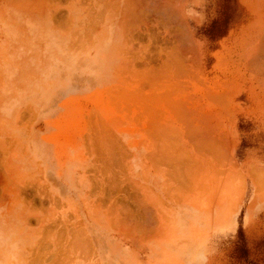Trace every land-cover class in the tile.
Masks as SVG:
<instances>
[{"label": "crops", "instance_id": "1", "mask_svg": "<svg viewBox=\"0 0 264 264\" xmlns=\"http://www.w3.org/2000/svg\"><path fill=\"white\" fill-rule=\"evenodd\" d=\"M49 1L40 0L41 6H38L42 12L40 16H36V21L37 25L41 28V34L38 33L31 38L24 33L23 29L21 30L19 28L20 25L18 23L17 32H14V21L0 23V26H2L0 27V83H5L8 87L7 89L16 90L17 102L21 101L26 104L24 102L26 99L25 92L28 91L29 99H32L33 105L36 106L32 114V122L34 121L32 136L23 127V121L27 118V114L24 113L20 122L22 129L18 128L17 131L14 130L13 132H10L9 129H0V141H5L9 135L13 137L16 142L18 154L15 163L18 177L26 176L33 171L41 180L44 189V192H26V189L23 191L20 189L19 193L14 195L4 193L5 181L3 179V170L8 164V162H5L4 155L9 150L5 151L0 146V204L2 205L0 209V264H244L243 251H249V245L247 243L248 233L241 223V212H238L239 209L236 210L234 206L232 210L227 209L224 204L225 201L219 199V197L226 196L227 190L225 182L217 181L216 189H213L212 179L211 181L207 179V191L205 193H190L185 187V181L192 182L195 177H191L190 173L185 171L187 168L186 164L184 162L181 163V159L180 157L177 158L176 152H172L171 147L166 145V142H169L166 134L168 130L169 134L172 130L169 127L166 128L168 130L162 131V133L164 132L163 135L161 132H159L160 134L153 132V130H157L158 126V128L162 126L166 127L167 124L164 126V123L167 120V123L173 122V120L174 122L177 121L180 123L184 120L182 123H186L185 125L188 127L186 135L190 140L191 136H195V131L198 133L196 134L197 137H195L197 140L194 138L195 141L192 140L194 144L196 141L202 139L200 136L203 134L204 129L206 132V134L204 132L205 135L210 133L207 136H202L206 137H203L204 141L211 140L209 141L210 144H215H213L215 147H212L213 151L210 148L212 145L207 144L208 141L204 144H207V151L206 148L204 149L203 144H200L203 141L196 142L198 149L203 146V151H201L204 152L205 150L206 154H210L211 156L214 152L215 155L219 153V151H217L218 153L216 152L218 144H216V141H212L214 139V128L211 126V122L206 120V123L210 126L208 128L206 126L207 130L206 128L202 130L193 126V116L197 115L196 112L181 104L186 103L188 105L187 103L190 102L195 103L198 99L199 101L205 99L210 105L215 104V100L213 102L207 98H202L201 92L203 86L201 85H203V80H208L210 87L217 89L214 79L208 78L212 70L206 71V68L201 66L199 45L190 34L186 33V21L184 19L186 16L182 11L186 0H163L164 6L163 8L160 7V10H164L165 14H167L164 17L158 16L159 18L154 14L155 19L152 15L150 16V13H155L153 10L158 11V8L153 10L152 8L160 6V0L156 1V3L154 0H150L151 3H149V0H146L147 2L144 0L147 4L149 3L146 7H142L145 4V2L143 4L142 0H134L137 3L132 0L131 2L133 3L130 4H128V0H82L86 8L88 7L87 14L89 13V19L93 15V12L90 15L91 7L94 15L98 14L95 17L100 16L98 19L93 16L98 24L93 22V19H90L91 23H89V19L86 18L88 16L86 15L85 17L86 13L83 12L81 17H66V19H70V21L68 20L70 24L68 22L67 24H69L71 29L67 28V24H63L61 27H63L64 31L56 30L59 24L66 23L63 19L64 16L58 17L55 14H51V12L49 13L51 10H57V6H55L57 0H53L54 2L52 0ZM67 1H61V8L64 4L63 8H69V5H67L69 1ZM82 1L80 0L79 7L84 10L85 6L82 4ZM88 1L91 4H86ZM114 1L116 2L113 4ZM123 2L130 6L136 5V9L135 7H131V10H135L134 14L138 18L132 14L129 15L130 9L127 14L128 5ZM52 4L55 5L47 8V6ZM102 4L104 7H106V4H109L104 11H101V9L103 10ZM115 4L118 6L117 10H113L115 7L113 9L111 8ZM139 4L141 5L140 7H138ZM155 4L156 6H154ZM19 5L23 9L26 7L24 3ZM43 5L44 7H42ZM141 7L144 9L142 11L148 10V13L150 12L149 17L151 19L148 17L147 11L140 12L141 10L137 9ZM111 9L113 13L109 12ZM126 9L127 11L122 12V10L124 11ZM115 11H117L116 14L121 12V14L124 13L127 17L130 18L132 16V18L127 19L126 15H120L117 18ZM139 12L143 16H138L137 14ZM143 13L146 14L144 15ZM50 14L52 16L54 15L52 18L56 20L53 19L54 21H52V18L50 19L49 17ZM133 17L137 19L138 24H136L137 22L134 21ZM173 17L176 20L173 21ZM145 19L149 22H146V26ZM159 19L160 21L158 22ZM58 20L59 22L61 20V23H57ZM130 20L134 21L137 27H133L134 22L130 23ZM141 21L143 24H141ZM123 23L125 26H122ZM129 23L130 25L128 27L127 25ZM150 24L161 27L164 30V32H161V35L173 40L172 43L176 47L177 52L174 48L171 52L174 56L170 53L172 59L167 55L168 58H166L168 60L170 58L169 62L171 60L177 62L181 55H186L190 59V63L187 62L188 59L186 57H183L187 59H185L186 62L179 60L183 64L178 61L177 66L180 63L181 68L178 66L179 69L184 68V70H189L193 73V76L194 74L196 76L193 77L189 71L183 70V73L180 70L186 76L182 75L180 77L181 73H178L180 71L176 63H167L168 60L166 58L167 61H164V64H168L169 66L171 63H174L176 67L173 68L174 66L171 65L172 67H168L169 70L165 67L166 65L161 63L163 66L161 70L162 66L156 68L151 59L148 60H151L152 63L151 61L148 62L147 59H144V61L141 59L142 61L140 60L139 62L136 60V63L132 64L122 61L124 55L122 52L119 54V50L122 49L120 45L123 44L125 39L130 41L131 38L135 37V42L143 39L142 35L140 37L137 34L135 36L129 35L134 31L132 29L135 27L138 28V26L144 27L146 28L144 32L146 34ZM93 26L94 28L97 27L94 29ZM121 26L123 29L127 27L126 30H123ZM75 27H81L80 33H73V31H76L74 29ZM246 28H249L250 31L249 33L246 32L247 36L245 39L247 43L245 50H247L248 55L255 49V46L257 47L260 44L262 49H264V39L262 40L264 38V17H258L252 20L247 24ZM83 29H87L85 31L87 33ZM90 29L96 32H91ZM123 31H126L127 34L130 32L128 34L129 38L125 35V32V37L123 36ZM43 36L45 39H42ZM27 48L29 49L28 54H26ZM177 54L180 55H178L179 59L177 58ZM175 58L177 60H174ZM126 64L130 66L129 69L128 67L126 68ZM133 64L135 65L132 66ZM146 64L152 67V73L154 74L149 71L151 67H145L147 66ZM183 65L186 66L183 67ZM133 67H135V70ZM254 67L248 66L251 73L263 76L264 66L262 67L263 71L261 66H258V68ZM137 68L139 71H142L141 76L138 78H136ZM153 69L155 70L153 71ZM172 71L175 73L177 71V75L173 73L177 76L176 78L172 74ZM163 72H166L165 74L169 80L165 76L161 78L164 75ZM146 73L154 76L152 80L161 78L159 80L160 83L157 80H154L156 83L150 81L151 78ZM142 76L144 79H140ZM188 77H193L191 80L197 78L195 79L196 82L194 80L189 82L190 78L186 79ZM171 78H175L176 80H171ZM139 79L141 83L139 82L138 86L134 82H138ZM259 79L261 78L259 77ZM145 80H148L147 82L150 81L149 84ZM143 81L146 86H144ZM175 81H178L179 83H177L182 87L177 83L174 84ZM150 83H154L157 86L161 85L157 89L156 85H151ZM164 85L167 86L164 87ZM168 86L174 88L172 89L174 92ZM184 87H189V93L185 92ZM136 88H140V91L143 90V93L137 90H135L137 91L136 94L133 93V90ZM179 89L180 92H176ZM117 91H121L126 95L124 94L125 96H123L121 92L120 94L122 95H120ZM161 92L164 93L162 94ZM127 93L129 94L127 95ZM172 93L173 95L175 93L177 95L178 93L179 99L177 98L176 100L175 98L177 96H172ZM143 94H146V96ZM186 95L190 97L188 100ZM121 96L125 99L121 98L118 100ZM179 96L183 97L181 98ZM156 97L160 98L158 99L160 101ZM12 98L15 97L13 96ZM121 100L125 101L123 102ZM27 104H30V101ZM165 106L169 110H164ZM170 106H172V109ZM92 107H101V109L110 107V112H121L122 115L128 116L124 118V122L126 121L130 124L137 123V125L144 126L143 124H146L147 121L152 130H144L146 131L145 135L142 130L140 132L139 130L134 131L132 129H117V126L122 121L114 119H112L113 121H108L103 119L101 115L107 116V113L103 111L99 112L100 109L93 111ZM124 107L127 109L125 108V110ZM176 107L184 111V114L182 112H180L181 114L174 113ZM139 108L141 115H139V119L136 118V120H139L138 122L135 120L134 114L137 116L140 114ZM153 109L158 113H162L157 114ZM127 110L129 114H126ZM136 110H138V113ZM89 111L90 114L87 119H90V121L86 123L87 128H84L83 125L82 128L80 127L81 125L78 126V129H70L66 125L64 126L63 123L74 120L78 113L84 114ZM151 112L152 114L155 113L152 115L153 117L151 116ZM164 112L165 114L170 112L172 118L169 113L165 115ZM213 113V111L212 113L211 111L208 113L205 112L204 117L207 119V115L210 116ZM93 115L94 118H92ZM144 115L150 118L146 119ZM132 119L135 121H132ZM155 121L158 122L156 123L158 125L152 128L155 126L153 125ZM94 127L96 129H93ZM163 127L160 129L162 130ZM199 130L202 131L200 132ZM199 132L201 135H199ZM211 133H213V136ZM207 137L210 139H207ZM145 139H148V141ZM159 140L163 142H159ZM154 142L156 145H154ZM200 145L202 146L200 147ZM209 150L212 153L208 152ZM173 155H175L174 158ZM186 175L189 176V179ZM219 185H222L220 192ZM11 202H17L19 204L16 207H11L9 206ZM25 219L28 220L25 221ZM69 234L71 237H69ZM75 254L79 255V258L74 259ZM248 260L249 255L246 256V261ZM246 264L249 263L246 262Z\"/></svg>", "mask_w": 264, "mask_h": 264}, {"label": "rangeland", "instance_id": "2", "mask_svg": "<svg viewBox=\"0 0 264 264\" xmlns=\"http://www.w3.org/2000/svg\"><path fill=\"white\" fill-rule=\"evenodd\" d=\"M185 5L186 8L183 7L182 11L186 16L184 18L186 21V33L190 34L199 45L201 66L205 67L206 71L212 70L208 78L214 79L217 87V89L213 87L209 89L210 82L203 80L202 98L209 97L208 94H205L206 90L204 89L206 86L209 93L213 92V94L217 93L216 96L219 95L217 97L220 98V102L224 101L223 98L221 100V97L227 100L224 104L222 102L214 105H210L205 99L197 100V102L191 104L187 103L188 105L181 103L196 112L197 115L193 116V126L204 129L208 125L206 122H211V126L214 128L213 140L219 145L217 146L218 149H216L217 151L220 150L218 155L214 153L213 156H209L206 152H202L200 151L201 149L199 150L195 147L194 143L186 136L188 132L187 125L182 122L167 123V120L164 123V126L167 124V128H172V134L168 136L170 144L168 142L166 145L171 147L172 152H176L177 157L179 156L181 159V163L182 161L185 162L187 166L185 171H188L191 177H195L192 182L185 181V187L190 193H205L207 191V179L209 181L212 179L213 189H216L217 181L225 182L226 196L219 197V199L225 201L224 204L227 209L232 210L233 206L236 210L239 209L238 212H241V223L248 233L247 243L249 245V253L246 250L243 251L244 264L246 262L249 264H264V74L263 76L252 74L249 70L250 68H248V66L255 64L252 60H255L256 53H254V50L258 46L249 55L247 50H245L247 46L245 42L246 32H250L246 26L252 20L264 17V0H186ZM51 6L49 5L47 8ZM73 9H75L73 10L74 16H80L84 10L87 13V8L81 10L80 7H74ZM25 10L34 16H40L42 12L34 9ZM58 10H52L51 12L56 13L55 15L57 16L65 15L66 11L64 9L62 11L59 10V12ZM155 12V16L164 17L165 15V11L160 12L163 13L161 15L158 11ZM116 15L119 18L121 12ZM7 21L15 22L14 32H17L19 24L22 26L20 29H23L24 33L31 38L40 31L39 29L24 28V20L18 21L15 19ZM0 23L5 22L0 19ZM67 28L71 29V27ZM74 29H78L76 33H80L81 27H75ZM133 30L135 31L131 32L132 36L137 34L140 37L142 35L143 39L135 42L134 37L133 41H130L131 43L125 39L123 44L120 45L122 49L119 50L124 55V58H121L122 61L134 63L135 59H137V62H139L142 59L141 57L144 56L143 59H151L156 68L157 66L161 67V61L165 60L166 54L169 55L170 50L173 51V48H175L173 43H171L172 39H167L161 35V32H164L161 27L151 24L148 26V33L146 34L144 33L146 31L144 27H138V29L135 27ZM163 38H165L164 41H162ZM128 42L130 45L126 44ZM124 52L127 53L125 54ZM134 53H137V55H134ZM142 53L146 54L142 55ZM131 55L133 59H131ZM185 92L189 93V87L185 88ZM16 93L15 91L10 98H6L10 102H16ZM26 93L29 94L28 91ZM13 96L15 98H12ZM7 99H5V104H7ZM108 108L92 107V110L97 111L100 109L99 112L103 111L107 113V116L101 115V117L108 121H113L112 119L122 121L117 126V129L140 131L151 128L149 123L143 124L144 127L142 128L137 123L130 124L129 122H124V118L128 116L122 115L121 112H110L111 108ZM209 111L211 113L213 111L214 113L209 116L210 118L207 117L208 120L206 121L204 113H208ZM11 112L12 110L9 113ZM28 113L25 111L27 118L23 121V127L31 134L33 124L32 114ZM23 114L15 121L19 120L20 123ZM89 114L90 111L84 114L78 113L74 120H69L63 124L70 129H78L80 125L81 128L82 125L84 128H87L86 123L90 121V119H87ZM92 118H94V115ZM4 125H6V122H4ZM18 128L22 129V126L10 123V132L17 131ZM173 129L176 130L173 131ZM145 140L148 141V139ZM175 143L177 146H175ZM0 146L5 151L9 150L4 155L5 162H8L3 170V179L5 181L4 193L14 195L19 193L20 189L22 191L26 189V192H44L41 180L33 171L26 176L18 177L17 166L15 165L18 154L13 137L11 135L7 136L5 141H0ZM192 166L195 168H192ZM221 186L219 185V192L221 191ZM18 204L17 202H11L9 206L16 207ZM1 208L2 205L0 204ZM247 255H249L248 261H246ZM77 258L79 257L75 254L74 259Z\"/></svg>", "mask_w": 264, "mask_h": 264}, {"label": "bare ground", "instance_id": "3", "mask_svg": "<svg viewBox=\"0 0 264 264\" xmlns=\"http://www.w3.org/2000/svg\"><path fill=\"white\" fill-rule=\"evenodd\" d=\"M1 1H3V2H1V5H0V19L4 20V22H6L7 20H15V19L18 20V21H23V20H24V21H23V24H24L23 27H24V28H33V29H39V30L41 29L40 26L37 25L36 16L32 15V13L28 12L27 10H25V9L39 10L38 6L41 4L40 0H39V1H37V0H1ZM48 1H49V0H48ZM61 1H62V0H57V1H56V2H57L56 5H55V4H52V7L55 5V6H57V10L59 9V10L62 11V9H64V10L66 11V13H67V14H66V13L64 12L65 15H64V17H63V19L65 20L66 23L63 22L61 25L59 24V25L56 27V28H57L56 30H59V31H62V30H63V31H64L63 27H61V26H63V24L66 25L67 22L70 24V22H69L70 19H68V18H70V17H76V16H74V12H73V10H75V9H72V8H73V7H79V5H80V4H79V3H80V0H68L69 2L67 1V2H68L67 5H69V8H67V9H66V8H63V6H64L65 4H64V5L62 4L63 6H62V8H61ZM81 1H82V0H81ZM101 1H102V0H101ZM116 1H117V0H116ZM116 1H114L113 4H114ZM121 1H122V0H121ZM125 1H126V0H125ZM128 1H129L128 4L133 3V2H131L132 0H128ZM133 1H134V0H133ZM142 1H143V4H144V2H145L146 0H145V1L142 0ZM152 1H153V0H152ZM156 1H158V0H154L155 3H156ZM160 1H161V2H159V3H160V6H157V7H155V8H152V10L158 8V12H159V14L161 15V14H163V13H160V12H163L164 10H160V9H161L160 7L163 8V6H164V5H163L164 2H163V0H160ZM36 2H37L38 4H37ZM43 2H44V1H43ZM49 2H50V1H49ZM52 2H54V1L52 0ZM52 2H51V3H52ZM63 2H64V1H63ZM82 2H83L82 4L84 5V1H82ZM104 2H105V1H104ZM108 2H110V1H108ZM108 2H107V3H108ZM134 2L137 3V1H134ZM139 2H140V1H139ZM146 2H147V1H146ZM146 2H145V4H144L142 7H146V5H148L149 3H151L150 0H149V3H148V4H147ZM154 2H153V4H154ZM21 3H22V4H23V3L25 4V6H26L25 9H23L22 7H20L21 5H19V4H21ZM87 3H88V4H89V3L91 4L90 1L86 2V4H87ZM105 3H106V2H105ZM105 3H104V4H105ZM123 3H124V2H123ZM141 3H142V2H141ZM141 3H140V4H141ZM157 3H158V2H157ZM159 3H158V4H159ZM48 4H50V3H48ZM97 4H98V3H97ZM124 4H126V3H124ZM128 4H126V5H128ZM140 4L138 5V7H140V6L142 5V4H141V5H140ZM74 5H76V6H74ZM102 5H103V4H102ZM108 5H109V4H106V7H104V5H103V10L101 9V11H104L105 8L108 7ZM189 5H190V4H189ZM40 6H41V5H40ZM46 6H47V5H46ZM81 6H82V5H81ZM84 6H85V5H84ZM87 6H88V5H87ZM116 6H117V5L115 4V6H111V8L113 9V8L115 7V9H113V10H117L118 6H117V7H116ZM122 6H123V5H122ZM129 6H130V5L127 6V7H128V11H127V9H126V10H124V11L122 10V12L127 11V14H128V13H129V9H130V14H129V15L132 14L133 16H135V14H134V11H135V10H134L133 8H134L136 5H132V6H130V8H129ZM149 6H150V5H149ZM154 6H156V4H155ZM154 6H151V7H154ZM170 6H172V5H170ZM178 6H179V5H178ZM190 6H191V5H190ZM194 6H195V5H194ZM42 7H44V5H43ZM58 7H59V8H58ZM89 7H91V6H89ZM127 7H126V8H127ZM131 7H133V8H132L133 11L131 10ZM142 7H141V8H142ZM85 8H86V6H85ZM85 8H84V9H85ZM121 8H122V7H121ZM121 8H120V9H121ZM141 8H137V9H138V10L140 9V10H141L140 12H145V11H147V14H148V17H149V13H150V12L148 13V10L142 11V10H144V9H143V8L141 9ZM147 8H148V6H147ZM165 8H168V7H165ZM170 8H171V7H170ZM184 8H186V5L184 6ZM82 9H83V8H81V10H82ZM87 9H88V7H87ZM90 9H91V11H90V15L92 14L91 12H93V15H92V17L90 16V17H91L90 19H91V20L93 19L92 21L98 24V22H96L94 19H95L96 17H97V19H98L100 16H96V17H95V15H98V14H95V15H94V11H92V7H91ZM90 9H89V10H90ZM112 9L109 11L110 13H111V12L113 13ZM135 9H136V7H135ZM149 9H150V7H149ZM190 9H191V8H190ZM57 10H56V11H57ZM59 10H58V12H59ZM152 10H151V12H152ZM167 10H168V9H167ZM167 10H166V11H167ZM51 11H52V10H51ZM51 11H49V13H50ZM56 11H55V12H56ZM84 11H85V10H84ZM84 11H83V12H84ZM86 11H87V10H86ZM101 11H100V13L103 15V13H102ZM116 12H117V11H115V16H116ZM136 12H138V11H136ZM140 12H139L137 15L141 17V16H143V15H142V13L140 14ZM153 12H155V11L153 10ZM64 13H62V14H64ZM155 13H156V12H155ZM155 13H153V14L150 13V16L152 15V17L154 18L153 15H154ZM51 14H54V13L51 12ZM51 14L49 15L50 19L54 16V15L52 16ZM55 14H56V13H55ZM143 14H144V13H143ZM145 14H146V13H145ZM145 14H144V15H145ZM166 14H167V13H166ZM166 14H165V15H166ZM36 15H37V14H36ZM58 15H59V14H58ZM81 15H82V14H81ZM81 15L78 16V17H81ZM83 15H84V14H83ZM86 15L88 16L89 13H88V14L86 13V14H85V17H86ZM99 15H100V14H99ZM122 15L125 16L126 14L122 13L121 16H122ZM157 15H158V14H157ZM165 15H164V16H165ZM187 15H190V14H187ZM59 16H61V15H59ZM59 16H58V17H59ZM93 16H94L95 18H93ZM66 17H68V18L66 19ZM102 17H103V16H102ZM102 17H101V20H102ZM126 17H127V15H126ZM135 17H137V16H135ZM144 17H145V16H144ZM146 17H147V16H146ZM157 17H158V16H157ZM157 17H156V19H158L160 16H159L158 18H157ZM170 17H172V16H170ZM86 18L89 19V16L86 17ZM130 18H132V16H131ZM130 18L127 17V19H130ZM137 18H138V17H137ZM149 18H150V17H149ZM53 19H55V18H52L51 20L54 21ZM59 19H60V18H59ZM73 19H74V18H73ZM90 19L88 20L89 23H91V22H90V21H91ZM133 19H134V21L137 20V19H135L134 17H133ZM150 19H151V18H150ZM154 19H155V18H154ZM164 19H165V18H164ZM167 19H169V18H167ZM172 19H173V21L176 20V19H174V17H173ZM55 20H56V19H55ZM66 20H67V21H66ZM68 20H69V21H68ZM86 20H87V19H86ZM86 20H85V21H86ZM101 20H99V21H101ZM131 20H132V19H131ZM131 20H130V21H131ZM142 20L144 21V19H142ZM145 20H146V19H145ZM169 20H171V19H169ZM52 21H51V22H52ZM134 21H131L130 23H132V22H134ZM147 21H148V20H146L145 23H146ZM159 21H160V19L158 20V22H159ZM164 21H165V20H164ZM58 22H59V20L57 21V23H58ZM83 22H84V21H83ZM93 22H92V23H93ZM126 22H127V21H126ZM136 22H137V21H136ZM171 22H172V21H171ZM52 23H53V22H52ZM52 23H51V24H52ZM57 23H56V24H57ZM59 23H61V20H60ZM124 23H125V22H124ZM124 23H123L122 26H125ZM130 23L127 25L128 27H129ZM138 23H139V22H137L136 24H138ZM147 23H149V22H147ZM147 23L145 24V26L147 25ZM165 23H166V22H165ZM54 24H55V23H54ZM69 24H67L68 27H69ZM93 24H94V23H93ZM97 24H96V25H97ZM133 24H134L133 27L136 26V25H135V22H134ZM141 24H143L142 21H141ZM141 24H140V25H141ZM152 24H153V23H152ZM152 24H151V25H152ZM155 24H156V21H155ZM39 25H40V24H39ZM84 25H85V23H84ZM131 25H132V24H131ZM158 25H159V24H158ZM91 26H92V25H91ZM94 26H95V25H94ZM94 26H93V28H94ZM97 26H98V25H97ZM97 26H96V27H97ZM122 26H121V28H122ZM159 26H160V25H159ZM21 27H22V26H19V28H21ZM54 27H55V26H54ZM64 27H66V26H64ZM88 27H89V26H88ZM96 27H95V28H96ZM113 27H114V26H113ZM136 27H137V26H136ZM138 27H140V26H138ZM17 28H18V27H17ZM42 28H43V27H42ZM45 28H46V27H45ZM95 28H94V29H95ZM126 28H127V27H126ZM126 28H124V29L122 28V29H123V30H126ZM130 28H131V27H130ZM47 29H48V28H47ZM47 29H45V30H47ZM137 29H138V28H137ZM166 29H167V28H166ZM76 30H78V29H76ZM83 30H84V29H83ZM86 30H87V29H86ZM86 30H84V32H85ZM90 30H91V32H96V31H94V30L92 31V29H90ZM130 30H131V29H130ZM130 30H129V31H130ZM132 30H133V29H132ZM168 30H169V29H168ZM134 31H135V30H134ZM134 31H132V32H134ZM144 31H145V30H144ZM169 31H170V30H169ZM169 31H168V32H169ZM171 31H172V30H171ZM50 32H51V31H50ZM124 32L126 33V31H123V32H122L123 36H124V34H125ZM130 32H131V31H130ZM130 32H128V34H129ZM38 33H40V31L37 32V34H38ZM44 33H45V32H44ZM46 33H47V32H46ZM73 33H76V31H73ZM85 33H87V32H85ZM147 33H148V32H147ZM40 34H41V33H40ZM50 34H51V33H50ZM68 34H69V33H68ZM68 34H67V35H68ZM128 34L126 33L125 35H127V37H128L129 35H132L131 33H130L129 35H128ZM169 34H170V32H169ZM72 35H73V34H72ZM83 35H84V34H83ZM50 36H51V35H50ZM111 36H112V35H111ZM40 37H41V36H40ZM40 37H39V38H40ZM46 37H47V36H46ZM53 37H54V36H53ZM68 37H69V36H68ZM124 37H125V36H124ZM124 37H123V38H124ZM43 38H44V36L42 37V39H43ZM56 38H57V37H56ZM87 38H88V36H87ZM128 38H129V37H128ZM130 38H131V37H130ZM147 38H148V37H147ZM44 39H45V38H44ZM59 39H60V38H59ZM62 39H63V38H62ZM66 39H67V38H66ZM77 39H78V37H77ZM132 39H133V38H131V40H132ZM169 39H170V38H169ZM178 39H179V38H178ZM262 39H264V38H262ZM67 40H68V39H67ZM71 40H72V39H71ZM122 40H123V39H122ZM126 40H127V39H126ZM131 40H130V41H131ZM179 40H180V39H179ZM116 41H118V40H116ZM130 41H129V42H130ZM132 41H133V40H132ZM136 41H137V40H136ZM167 41H168V40H167ZM172 41H173V40H172ZM85 42H86V41H85ZM102 42H103V41H102ZM129 42L126 43V44H129V45H130L131 42H130V43H129ZM59 43H60V42H59ZM171 43H172V42H171ZM51 44H52V43H51ZM53 44H54V43H53ZM59 45H60V44H59ZM70 45H71V43H70ZM47 46H48V45H47ZM54 46H55V45H54ZM64 46L66 47L65 44H64ZM64 46H63V47H64ZM133 47H134V46H133ZM145 47H146V46H145ZM255 47H256V46H255ZM43 48H44V47H43ZM130 48H131V46H130ZM171 48H172V47H171ZM256 48H257V47H256ZM44 49H45V48H44ZM68 49H69V48H68ZM173 49H174V48H173ZM52 50H53V49H52ZM52 50H51V51H52ZM165 50H166V49H165ZM175 50H176V47H175ZM41 51H42V50H41ZM49 51H50V50H49ZM70 51H71V50H70ZM73 51H74V50H73ZM125 51H126V50H125ZM254 51H255L254 53H256V54H255V58H254L255 60H252V61H254L255 64H252V61H251V64H252V66L255 65V67H257V68H258V66H261V68H262V67L264 66V49H262L261 44H260V45H258V48L255 49ZM28 52H29V49L26 50V54H28ZM38 52H39V51H38ZM129 52H130V50H129ZM129 52H128V53H129ZM147 52H148V51H147ZM155 52H156V51H155ZM171 52H172V51L170 50V53H171ZM174 52H175V51H174ZM176 52H177V50H176ZM178 52H179V51H178ZM59 53H60V51H59ZM91 53H92V52H91ZM124 53L126 54L127 52H124ZM167 53H168V52H167ZM30 54H31V53H30ZM69 54H70V53H69ZM72 54H74V53H72ZM89 54H90V53H89ZM119 54H120V52H119ZM132 54H133V53H132ZM135 54L137 55V53H134V55H135ZM138 54H139V53H138ZM144 54H146V53H144ZM144 54L142 53V55H144ZM157 54H158V52H157ZM171 54H173V53H171ZM175 54H176V53H175ZM128 55H130V54H128ZM178 55H179V54H177V58L180 56V55H179V56H178ZM183 55H184V54H183ZM192 55H194V54H192ZM140 56H141V54H140ZM172 56H174V54H173ZM188 56H190V55H188ZM252 56H253V55H252ZM143 57H144V56H143ZM143 57H141V58H142V60L144 61ZM149 57H150V56H149ZM166 57H167V54H166ZM166 57H165V58H166ZM168 57H170V54H169ZM168 57H167V58H168ZM183 57H186V58L188 59L187 62H189L190 59H189L186 55H184V56L181 55V56H180V59H179V58H178V59H179L180 61H182V62H186V61H185L186 58L184 59ZM157 58H158V57H157ZM167 58H166V59H167ZM170 58H171V57H170ZM170 58H169V60H170ZM182 58H183V59H182ZM194 58H195V56H194ZM30 59H31V58H30ZM30 59H29V60H30ZM34 59H35V58H34ZM55 59H56V58H55ZM131 59H133L132 55H131ZM138 59H140V58H138ZM166 59H165L164 61H167V60H168V59H167V60H166ZM171 59H172V58H171ZM181 59H182V60H181ZM187 59H186V60H187ZM251 59H252V58H251ZM29 60H28V61H29ZM52 60H53V59H52ZM135 60H137V59H135ZM140 60H141V59H140ZM142 60H141V61H142ZM147 60H148V59H147ZM169 60H168L167 63L175 62V61H172V60L169 62ZM174 60H177V59L175 58ZM179 60H177V62H175V63H176V66H177ZM61 61H62V60H61ZM138 61H139V60H138ZM149 61H151V60H148V62H149ZM164 61H161V63H163V65H166V64H164ZM180 61H179V62H180ZM192 61H193V60H192ZM182 62H180V63H182ZM64 63H65V62H64ZM128 63H131V64H132L131 61L128 62ZM134 63H136V61H135ZM151 63H152V61H151ZM159 63H160V62H159ZM165 63H166V62H165ZM180 63H179L178 66H180ZM189 63H190V62H189ZM191 63H192V62H191ZM52 64H53V63H52ZM75 64H76V63H75ZM131 64H130V65H131ZM147 64H148V63H147ZM147 64H146V65H147ZM182 64H183V63H182ZM182 64H181V65H182ZM194 64H195V62H194ZM45 65H46V64H45ZM70 65H71V64H70ZM102 65H103V64H102ZM124 65H125V64H124ZM134 65H135V64H133L132 66H134ZM144 65H145V63H144ZM150 65H151V64H150ZM159 65H160V64H159ZM161 65H162V64H161ZM171 65L174 66L173 68L176 67V66L174 65V63H173V64L171 63ZM171 65L168 66V64H167L165 67H166L167 69H169L168 67H172ZM248 65H249V64H248ZM262 65H263V66H262ZM47 66H48V65H47ZM139 66H140V65H139ZM141 66H142V64H141ZM148 66H149V65H147V66H145V67H148ZM178 66H177V67H178ZM185 66H186V65H185ZM185 66L183 65V67H185ZM127 67H128V69H129L130 66L126 64V68H127ZM135 67H136V66H135ZM135 67H133V69H134ZM142 67H143V66H142ZM149 67H151V66H149ZM183 67H182V68H183ZM195 67H196V65H195ZM255 67H254V68H255ZM32 68H33V67H32ZM35 68H36V67H35ZM57 68H58V66H57ZM66 68H67V67H66ZM73 68H74V67H73ZM157 68H158V66H157ZM180 68H181V66H180ZM189 68L191 69V67H189ZM140 69H141V68H140ZM155 69H156V68H155ZM155 69H153V71H154ZM162 69H163V66L161 67V70H162ZM164 69H165V68H164ZM167 69H166V71H167ZM171 69H172V68H171ZM178 69H179V67H178ZM193 69H194V68H193ZM252 69H253V68H252ZM259 69H260V68H259ZM44 70H45V69H44ZM62 70H64V69H62ZM134 70H135V69H134ZM136 70H138V68H137ZM144 70H145V69H144ZM156 70H157V69H156ZM169 70H170V69H169ZM174 70H176V69H174ZM180 70L183 72L184 68H183V69H179V71H180ZM256 70L258 71V69H256ZM86 71H87V69H86ZM147 71H148V70H147ZM149 71L152 73V67H151V69H149ZM149 71H148V72H149ZM158 71H160V70H158ZM181 71L178 72V73H181ZM184 71H187V70H184ZM188 71H189V70H188ZM188 71H187V72H188ZM262 71H263V68H262ZM135 72H136V71H135ZM150 72H149V74H150ZM156 72H157V71H156ZM160 72H161V71H160ZM167 72H168V71H167ZM169 72H170V71H169ZM189 72H190V71H189ZM255 72H256V71H255ZM124 73H126V72H124ZM127 73H128V70H127ZM137 73H138V74L140 73V74L138 75ZM141 73H142V71H139V70H138V71L136 72V75H137L136 78L140 77V76H141ZM161 73H162V72H161ZM163 73H164V75L161 74V75H162L161 78H162L163 76H165L166 79H168V78H167V75L165 74L166 72H163ZM173 73H175V72L172 71V74H173ZM176 73H177V71H176ZM176 73H175V75H177ZM183 73H184V72H183ZM190 73H191V72H190ZM196 73H197V72H196ZM90 74H91V72H90ZM146 74L149 75L148 73H146ZM146 74H145V75H146ZM152 74H154V73H152ZM152 74H151V76H152ZM156 74H157V73H156ZM167 74H169V73H167ZM170 74H171V73H170ZM185 74H187V73L185 72ZM191 74H192V76H193V73H191ZM255 74H256V73H255ZM257 74H258V73H257ZM263 74H264V73H263ZM158 75H159V74H158ZM173 75H174V74H173ZM175 75H174V76H175ZM178 75H179V74H178ZM180 75H181V76H180ZM180 75H179V76L182 77L183 74L181 73ZM151 76L149 75V78H151L150 81L153 82L154 80H157V79L152 80V78H153L154 76H152V77H151ZM174 76H173V77H174ZM183 76H185V75H183ZM190 76H191V75H190ZM194 76H196V75L194 74ZM194 76H193V77H194ZM134 77H135V75H134ZM145 77H147V76H145ZM155 77H156V76H155ZM168 77H169V76H168ZM171 77H172V76H171ZM176 77H177V76H175V78H176ZM180 77H179V78H180ZM185 77H186V76H185ZM193 77H192V78H193ZM142 78H143V76H142L140 79H142ZM161 78L158 79L157 82H158L159 80H161ZM175 78H171V80H172V79H175ZM183 78H184V77H183ZM189 78H190V79H189ZM192 78H191V77H188V78H186V79H189V82H192L193 80L195 81V79H197V78H194L193 80H191ZM140 79L138 80V82H136V81L134 82V83L138 84V86H139ZM143 79H144V78H143ZM145 79H146V78H145ZM180 79H181V78H180ZM1 80H2V79H1ZM148 80H149V79H148ZM148 80H147V81H148ZM168 80H169V79H168ZM175 80H176V79H175ZM15 81H16V80H15ZM127 81H129V80H127ZM141 81H142V80H141ZM147 81L145 80V82H147ZM150 81H149V82H150ZM165 81H166V80H165ZM187 81H188V80H187ZM10 82H11V81H10ZM129 82H130V81H129ZM143 82H144V81H143ZM145 82H144V84H145ZM149 82H147V83L149 84ZM154 82L156 83V81H154ZM177 82H178V81H177ZM177 82L175 81L174 84L177 83ZM195 82H196V81H195ZM197 82H198V81H197ZM2 83H3V82H2ZM16 83H17V81H16ZM140 83H141V82H140ZM159 83H160V81H159ZM162 83H163V82H162ZM165 83H167V82H165ZM170 83H171V82H170ZM170 83H168V84H170ZM178 83H179V82H178ZM178 83H177V84H178ZM180 83H181V82H180ZM182 83H183V82H182ZM184 83H185V82H184ZM184 83H183V85H184ZM144 84H143V85H144ZM150 84H151V85H156V84H154V83H153V84L150 83ZM163 84H164V83H163ZM172 84H173V82H172ZM177 84H176V85H177ZM199 84H200V83H199ZM151 85H150V87H151ZM160 85H161V84H160ZM160 85H159V86H160ZM178 85H179V84H178ZM187 85H189V84L187 83ZM138 86H137V87H138ZM144 86H146V84H145ZM159 86L156 85L157 89H158ZM162 86H163V85H162ZM165 86H167V85H164V87H165ZM179 86H180V85H179ZM179 86H178V87H179ZM184 86H185V85H184ZM191 86H192V85H191ZM201 86H202V85H201ZM203 86H204V85H203ZM207 86H208V85H207ZM156 87L154 86V88H156ZM168 87H170V86H168ZM168 87H167V89H168ZM173 87H174V86H173ZM180 87H182V86H180ZM7 88H8V87H7V85H6L5 83H3V84L0 83V114H1V117H2V119H1L2 122H1V120H0V129H3V130H7V129H9V127H10V123H11V122H12V124H13V123H16L18 126H22V125L19 123V120H18V121H15V120L19 119V118H20V115H21L22 113H25V111H26V113L29 112L30 114H33V112H34V108H35V106L33 105L32 99H29V94L26 93V92H25V98H26V99H25L24 102H26V104H27V103L30 101V104H27V105H26V104H24V103L21 102V101H20V102H17V101H16V102H15V101L10 102L7 98H8V97L10 98V97L13 95V93H15L16 90L13 89V90H15V91H13L12 89H7ZM140 88H141V86H140ZM140 88H138L139 90H138L137 88L134 89V90H133V93L136 94L137 91L143 93V90L140 91ZM144 88H145V87H144ZM170 88H171V87H170ZM170 88H169V89H170ZM185 88H186V87H184V89H185ZM206 88H207V87L205 86V89H204V90H206L205 94H208V95H209V97H206V98H208L209 101H213V102H214V100H215V104H217V103H222V102H223V104L226 103V100H227V99L225 100L224 97H221V100H222V98H223V100H224L225 102H224V101L220 102V101H219L220 98H218L219 95H217V96H218V97H217V96H216L217 93H216V94L214 93L215 95L213 94V92L209 93V91H207L208 89H206ZM119 89H120V88H119ZM142 89H143V88H142ZM147 89H148V88H147ZM157 89H156V90H157ZM162 89H163V87H162ZM167 89H165V90L167 91ZM172 89H174V88H171V90H172ZM175 89H177V88H175ZM184 89H182V90H184ZM190 89H191V88H190ZM209 89H211V87H209ZM120 90H121V89H120ZM135 90H137V91H135ZM151 90H152V89H151ZM160 90H161V89H160ZM160 90H159V91H160ZM186 90H187V89H186ZM121 91H122V90H121ZM121 91H119V92L117 91V92L120 94ZM134 91H135V92H134ZM153 91H154V89H153ZM172 91H173V90H172ZM210 91H212V90H210ZM216 91H217V90H216ZM129 92L132 93L131 91H129ZM146 92H147V90H146ZM149 92H150V91H149ZM173 92H174V91H173ZM176 92L179 93V92H180V89H179V91H176ZM182 92H184V91H182ZM121 93L123 94V96L126 95V94L123 93V92H121ZM133 93H132V94H133ZM152 93H153V92H152ZM155 93H156V92H155ZM161 93H162V92H161ZM163 93H164V92H163ZM163 93H162V94H163ZM166 93H167V92H166ZM178 93H177V95H176V93H175L174 95H173V93H172V96H177V97L175 98L176 100H177V98H178ZM187 93H188V92H187ZM119 94H118V95H119ZM122 94H120V95H122ZM124 94H125V95H124ZM128 94H129V93H127V95H128ZM138 94L141 95L140 93H138ZM147 94H148V92H147ZM156 94H157V93H156ZM169 94H170V93H169ZM180 94H181V93H180ZM183 94H184V93H183ZM185 94H186V93H185ZM130 95H131V94H130ZM143 95H144V94H143ZM151 95H152V94H151ZM113 96H114V95H113ZM141 96H142V95H141ZM144 96H146V94H145ZM156 96H157V95H156ZM188 96H189V95H188ZM205 96H206V95H205ZM6 97H7V98H6ZM111 97H112V96H111ZM163 97H164V95H163ZM163 97H162V98H163ZM179 97L182 98L183 96H179ZM186 97H187V95H186ZM195 97H196V96H195ZM18 98H19V97H18ZM121 98H124V97L121 96L120 98H118V100L121 99ZM127 98H128V97H127ZM127 98H126V99H127ZM138 98H140V97H138ZM146 98H147V97H146ZM156 98H157V97H156ZM156 98H155V99H156ZM164 98H165V97H164ZM169 98H170V97H169ZM172 98H173V97H172ZM172 98H171V99H172ZM188 98H190V97H187V100H188ZM215 98H216V99H215ZM5 99H7V102H6L7 104H5ZM124 99H125V98H124ZM135 99H136V98H135ZM158 99H160V98H157V100H158ZM167 99H168V98H167ZM175 99H174V100H175ZM178 99H179V98H178ZM183 99H184V98H183ZM191 99H193V98H191ZM191 99H189V100H191ZM211 99H212V100H211ZM128 100H129V99H128ZM147 100H148V98H147ZM180 100L182 101V99H180ZM180 100H179V101H180ZM198 100H199V99H198ZM216 100H217V103H216ZM121 101H123V100H121ZM124 101H125V100H124ZM124 101H123V102H124ZM133 101H135V100H133ZM153 101H154V100H153ZM158 101H160V100H158ZM170 101H171V100H170ZM183 101H184V100H183ZM185 101H186V100H185ZM195 101H196V100H195ZM127 102H128V101H127ZM127 102H125V103L127 104ZM137 102H138V101H137ZM164 102H165V101H164ZM164 102H163V103H164ZM192 102H193V101H192ZM135 103H136V102H135ZM141 103H142V100H141ZM153 103H154V102H153ZM153 103H152V104H153ZM161 103H162V102H161ZM161 103H160V104H161ZM173 103H174V102H173ZM180 103H181V102H180ZM190 103H191V102H190ZM12 104H13V106H11ZM120 104H121V103H120ZM122 104H123V103H122ZM128 104H129V102H128ZM167 104H169V103H167ZM171 104H172V103H171ZM184 104H186V103H184ZM131 105H132V104H131ZM131 105H130V106H131ZM135 105H138V104H135ZM146 105H147V103H146ZM154 105H155V104H154ZM157 105H158V104H157ZM176 105H178V104H176ZM130 106H129V107H130ZM133 106H134V104H133ZM158 106H159V105H158ZM167 106H168V105H167ZM167 106H165V109H164V110L168 109ZM172 106H173V104H172ZM172 106H170V108H171ZM13 107H14V108H13ZM134 107H135V106H134ZM134 107H133V108H134ZM139 107H140V104H139ZM143 107H144V106H143ZM143 107H142V108H143ZM147 107H148V106H147ZM150 107H151V106H150ZM154 107H157V106H154ZM161 107H164V106H161ZM184 107H185V106H184ZM21 108H23V109H21ZM125 108H126V107H124V109H125ZM136 108H137V106H136ZM136 108H135V109H136ZM181 108H182V107H181ZM126 109H127V108H126ZM126 109H125V110H126ZM137 109H138V108H137ZM147 109H148V108H147ZM160 109L163 110L162 108H160ZM171 109H172V108H171ZM184 109H185V108H184ZM10 110H12L11 113H9ZM153 110H155V109H153ZM158 110H159V108H158ZM168 110H169V109H168ZM168 110H167V111H168ZM137 111H138V110H136V112H137ZM139 111H140V108H139ZM150 111H151V109H150ZM155 111H156V110H155ZM172 111H173V110H172ZM191 111H193V110H191ZM153 112H154V111H153ZM156 112H157V111H156ZM180 112L183 113L184 111H182L181 109H179L178 107H176L174 113L179 114ZM199 112H200V111H199ZM29 113H28V114H29ZM125 113H126V112H125ZM137 113H138V112H137ZM161 113H162V112H160V113L157 112V114H161ZM167 113H169V114H170V117H171V113H170V112H167ZM167 113H166V114H167ZM126 114H129V111H128V110H127V113H126ZM142 114H143V112H142ZM146 114H147V113H146ZM153 114H155V113H153ZM153 114H152V112H151V116H152ZM164 114H165V112H164ZM166 114H165V115H166ZM180 114H181V113H180ZM183 114H184V113H183ZM185 114H186V113H185ZM191 114H192V113H191ZM139 115H141V111H140V114H138V116H137L136 114H134V118H135V120H136V118L139 119ZM173 115H174V114H173ZM146 116H147V115H146ZM146 116L144 115V117H146ZM175 116H177V115H175ZM190 116H192V115H190ZM190 116H189V117H190ZM152 117H153V116H152ZM152 117H151V118H152ZM163 117H164V116H163ZM187 117H188V115H187ZM187 117H186V118H187ZM207 117H209V116L207 115ZM134 118H133V119H134ZM141 118H142V116H141ZM148 118H150V117H146V119H148ZM159 118H161V117H159ZM171 118H172V117H171ZM171 118H170V119H171ZM175 118H177V117H175ZM175 118H174V119H175ZM179 118H180V117H179ZM183 118H184V117H183ZM201 118H202V117H201ZM209 118H210V117H209ZM133 119H132V121H135V120H133ZM152 119H153V118H152ZM152 119H151V120H152ZM181 119H182V118H181ZM187 119H188V118H187ZM190 119H191V118H190ZM144 120H145V119H144ZM155 120H156V119H155ZM157 120H159V119H157ZM175 120H177V119H175ZM206 120H208V119H206ZM136 121L139 122V120H136ZM145 121H146V120H145ZM153 121H154V119H153ZM179 121H180V119H179ZM182 121L184 122V120H182ZM182 121H181V122H182ZM190 121H191V120H190ZM4 122H6V125H4ZM102 122H103V121H102ZM149 122H151V121H149ZM159 122H161V121H159ZM166 122H167V121H166ZM173 122H174V120H173ZM176 122H177V121H176ZM185 122H186V120H185ZM188 122H189V120H188ZM196 122H197V121H196ZM1 123H2V127H1ZM18 123H19L20 125H19ZM146 123H148V122L146 121ZM154 123H155V124H153V123H152V124L155 125V126H153L152 128H155V127H157V125H158V124H156V123H158V122L155 121ZM163 123H164V122H163ZM33 124H34V121H33ZM33 124H32V128H31V134H32V132H33V127H34ZM144 124H145V123H144ZM184 124H186V123H184ZM187 124H188V123H187ZM190 124H191V123H190ZM205 124H206V123H205ZM209 124H210V123H209ZM150 125H151V124H150ZM159 125H160V124H159ZM101 126H102V125H101ZM105 126H106V125H105ZM138 126H139V124H138ZM198 126H199V125H198ZM207 126H208V125H207ZM97 127H98V125H97ZM106 127H107V126H106ZM143 127H144V126H142V128H143ZM158 127H159V126H158ZM158 127H157V130L159 129V131H157V130L154 131V130H153L154 133H159V132H161V134L163 135L164 132L162 133V131H164V130L167 131V130H168V129L166 130L167 127H163V126H162V127H163L162 130L160 129V128H162V127H160V128H158ZM185 127H186V126H185ZM209 127H210V126H209ZM101 128H102V127H101ZM201 128H202V127H201ZM205 128H206V127H205ZM207 128H208V127H207ZM207 128H206V130H207ZM93 129H96V128L94 127ZM170 129H172V128H170ZM195 129H196V128H195ZM100 130H101V129H100ZM102 130H103V129H102ZM146 130H147V129H146ZM151 130H152V129L150 128V131H151ZM160 130H161V131H160ZM175 130H176V129H175ZM175 130L173 129V131H175ZM202 130H203V129H202ZM202 130H199V131L201 132ZM211 130H212V129H211ZM208 131H209V130H208ZM95 132H96V131H95ZM140 132H141V131H140ZM142 132H144L143 134L146 135V131H144V129L142 130ZM195 132H196V133H195ZM195 132H194L195 136H194V137L191 136V141L194 140L195 137H197L196 134H198V133H197V131H195ZM200 132H199V135H201ZM204 132H205V129L203 130V132H202L203 134H202V135H205V134H206V132H205V134H204ZM209 132H210V131H209ZM211 132H212V131H211ZM165 133H166V132H165ZM31 134H30V135H31ZM112 134H113V133H112ZM159 134H160V133H159ZM168 134H169V130H168V133H167L166 135H167V136H170V135L172 134V133H170L169 135H168ZM177 134H178V133H177ZM209 134H210V133H208L207 135H209ZM211 134H212V136H213V133H211ZM147 135H148V134H147ZM152 135H153V134H152ZM154 135L156 136V134H154ZM191 135H192V133H191ZM202 135L200 136V137H202V139H201L200 141L198 140V141H196V142L199 143V142L203 141L204 143L202 142V143H200V144H203L204 149L207 147V144H209L210 146L212 145V146L210 147L211 150H212V147H215V146H214L215 144H214V143H213L214 145H213V144H210L209 141H211V140H209V141H208V140H205V141H206V142H205V141H204V138H206V137H204V136H202ZM207 135H205V136H207ZM108 136H109V135H108ZM113 136H114V135H113ZM167 136H166V137H167ZM175 136H176V135H175ZM186 136H187V135H186ZM150 137H152V136L150 135ZM164 137H165V136H164ZM164 137H163V138H164ZM203 137H204V138H203ZM209 137H210V136H209ZM167 138H168V137H167ZM193 138H194V139H193ZM156 139H157V138H156ZM198 139H199V138H198ZM207 139H210V138L207 137ZM212 139H213V138H212ZM153 140H154V139H153ZM168 140H169V139H168ZM195 140H197V138H196ZM195 140H194V141H195ZM30 141H31V140H30ZM104 141H105V140H104ZM104 141H103V142H104ZM108 141H109V140H108ZM154 141H155V140H154ZM156 141H157V140H156ZM161 141H162V140H161ZM161 141L159 140V142H161ZM165 141H166V138H165ZM178 141H179V140H178ZM207 141H208V143H207ZM212 141L214 142V140H212ZM162 142H163V141H162ZM174 142H176V141L174 140ZM196 142H195V144H194L195 147H196ZM154 143H155V142H154ZM166 143H167V142H166ZM177 143H178V142H177ZM205 143H207V144L204 145ZM211 143H212V142H211ZM91 144H92V143H91ZM99 144H100V143H99ZM113 144H114V143H113ZM169 144H170V141H169ZM190 144H191V143H190ZM216 144H217V143H216ZM1 145H2V144H1ZM106 145H107V144H106ZM110 145H111V144H110ZM154 145H156V143H155ZM209 145H208V148H209ZM10 146H11V145H10ZM90 146H91V145H90ZM158 146H159V144H158ZM172 146H173V145H172ZM175 146H177L176 143H175ZM198 146H199V144H198ZM201 146H202V145H200V147H201ZM203 146H202V147H203ZM218 146H219V145H218ZM105 147H106V146H105ZM164 147H165V145H164ZM202 147H201L200 149L203 151ZM106 148H107V147H106ZM200 149H199V150H200ZM155 150H156V149H155ZM163 150H164V149H163ZM201 150H200V151H201ZM207 150H208V149L206 148V151H207ZM164 151H165V150H164ZM212 151H213V150H212ZM219 151H220V150H219ZM204 152H205V150H204ZM208 152H211V151L209 150ZM216 152H217V150H216ZM150 153H151V152H150ZM154 153H155V152H154ZM163 153H164V152H163ZM211 153H212V152H211ZM214 153H215V152H214ZM214 153H212V154H214ZM217 153H218V152H217ZM168 154H169V153H168ZM168 154H167V155H168ZM218 154H219V153H218ZM144 155H145V154H144ZM209 155H210V154H209ZM11 156H12V154H11ZM128 156H129V155H128ZM159 156H160V155H159ZM168 156H169V155H168ZM168 156H167V157H168ZM174 156H175V155H173V158H174ZM212 156H213V155H212ZM107 157H108V155H107ZM163 157H164V156H163ZM178 157H179V156H178ZM178 157H177V158H178ZM181 157H182V156H181ZM144 158H145V156H144ZM156 158H157V157H156ZM168 158H169V157H168ZM107 159H108V158H107ZM166 159H167V158H166ZM103 161H104V160H103ZM151 161H152V160H151ZM164 161H165V160H164ZM175 161H176V160H175ZM184 161H185V160H184ZM188 161H189V160H188ZM152 162H153V161H152ZM152 162H151V163H152ZM158 162H159V161H158ZM182 162H183V161H182ZM191 162H192V161H191ZM194 162H195V161H194ZM194 162H193V163H194ZM1 163H2V162H1ZM117 163H118V162H117ZM155 163H156V162H155ZM155 163H154V164H155ZM184 163H185V162H184ZM188 163H189V162H188ZM195 163H196V162H195ZM101 164H102V163H101ZM152 164H153V163H152ZM110 165H111V164H110ZM156 165H157V164H156ZM187 165H188V164H187ZM157 166H158V165H157ZM122 167H123V166H122ZM171 167H172V166H171ZM171 167H170V168H171ZM117 168H118V167H117ZM155 168H156V167H155ZM174 168H175V167H174ZM192 168H195V167L192 166ZM157 169H158V167H157ZM166 169H167V168H166ZM169 171H170V170H169ZM170 172H171V171H170ZM108 173H110V172L108 171ZM117 173H118V172H117ZM120 173H121V172H120ZM124 173H125V171H124ZM171 173H172V172H171ZM174 173H175V172H174ZM178 173H179V172H178ZM188 174H189V173H188ZM186 176H187V175H186ZM190 176H191V175H190ZM123 177H125V176L123 175ZM187 177H188V179H189V176H187ZM179 179H180V178H179ZM124 180H126V179H124ZM124 180H123V181H124ZM168 180H172V179H168ZM127 181H128V180H127ZM178 181H179V180H178ZM174 182H175V181H174ZM24 183H25V182H24ZM119 183H120V182H119ZM165 183H166V182H165ZM128 184H129V183H128ZM15 185H16V184H15ZM113 185H115V184H113ZM130 186H131V185H130ZM3 187H4V186H3ZM12 187H13V186H12ZM15 188H16V187H15ZM137 189H138V188H137ZM17 190H18V189H17ZM136 191H137V190H136ZM138 191H139V190H138ZM108 192H109V191H108ZM139 192H140V191H139ZM164 194H165V193H164ZM171 194H173V193H171ZM18 197H19V196H18ZM172 197H173V195H172ZM15 198H16V197H15ZM139 198H140V197H139ZM139 198H138V199H139ZM142 198H143V197H142ZM174 198H175V197H174ZM100 199H101V198H100ZM124 200H125V198H124ZM139 200H140V199H139ZM114 201H115V200H114ZM134 201H135V200H134ZM145 202H146V201H145ZM145 202H144V204H145ZM174 202H175V201H174ZM179 202H181V201H179ZM113 204H114V203H113ZM133 204H134V203H133ZM136 204H137V203H136ZM141 204H142V202H141ZM146 205H147V203H146ZM111 206H112V205H111ZM127 206H128V205H127ZM141 206H143V205H141ZM113 207H114V206H113ZM141 208H142V207H141ZM147 208H148V207H147ZM157 211H158V210H157ZM119 212H120V210H119ZM122 212H123V211H122ZM123 213H124V212H123ZM148 213H149V211H148ZM121 214H122V213H121ZM135 214H136V213H135ZM146 214H147V213H146ZM148 216H149V215H148ZM152 216H153V215H152ZM136 218H137V217H136ZM35 219H36V218H35ZM152 219H153V218H152ZM39 220H40V219H39ZM139 220H140V219H139ZM139 220H138V221H139ZM39 222H40V221H39ZM40 223H41V222H40ZM130 223H131V222H130ZM144 223H145V222H144ZM139 225H140V224H139ZM132 228H133V227H132ZM38 229H39V227H38ZM41 231H43V230H41ZM53 232H55V231H53ZM131 232H132V231H131ZM41 234H42V233H41ZM43 234H44V233H43ZM53 234H54V233H53ZM53 234H52V235H53ZM67 234H68V233H67ZM52 235H51V236H52ZM65 235H66V234H65ZM77 235H78V234H77ZM69 237H71L70 234H69ZM72 237H73V236H72ZM75 237H76V236H75ZM142 237H143V236H142ZM61 238H62V237H61ZM51 239H52V238H51ZM70 239H71V238H70ZM75 239H76V238H75ZM45 240H46V239H45ZM73 240H74V239H73ZM48 241H49V239H48ZM65 241H66V240H65ZM76 241H78V240H76ZM39 242H40V241H39ZM40 243H41V242H40ZM73 243H74V242H73ZM50 244H51V243H50ZM75 244H76V242H75ZM36 245H37V244H36ZM67 246H68V245H67ZM74 246H75V245H74ZM34 247H35V246H34ZM51 247H52V246H51ZM57 247H58V246H57ZM48 248H49V247H48ZM66 248H67V247H66ZM71 248H73V247H71ZM74 248H75V247H74ZM31 249H32V248H31ZM75 249H76V248H75ZM32 250H33V249H32ZM42 250H43V249H42ZM65 250H66V249H65ZM66 251H67V250H66ZM81 251H82V250H81ZM63 252H64V251H63ZM53 253H54V252H53ZM33 254H34V253H33ZM54 254H55V253H54ZM62 254H63V253H62ZM66 254H67V253H66ZM79 254H80V253H79ZM57 255H58V254H57ZM80 255H81V254H80ZM37 256H38V255H37ZM53 256H54V255H53ZM66 256H67V255H66ZM66 256H65V257H66ZM78 256H79V255H78ZM51 258H52V257H51ZM59 258H60V257H59ZM61 258H62V256H61ZM41 259H42V258H41ZM54 259H56V258H54ZM63 259H64V258H63ZM66 259H67V258H66ZM34 260H35V259H34ZM41 261H42V260H41ZM62 261H63V260H62ZM70 261H71V260H70ZM52 262H53V261H52ZM49 264H50V263H49ZM51 264H52V263H51Z\"/></svg>", "mask_w": 264, "mask_h": 264}]
</instances>
